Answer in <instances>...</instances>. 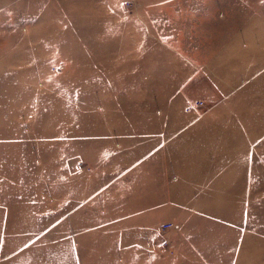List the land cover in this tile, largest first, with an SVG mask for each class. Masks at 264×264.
<instances>
[{
  "label": "crops",
  "instance_id": "obj_1",
  "mask_svg": "<svg viewBox=\"0 0 264 264\" xmlns=\"http://www.w3.org/2000/svg\"><path fill=\"white\" fill-rule=\"evenodd\" d=\"M217 1L138 0L135 10H96V36L88 38L95 61L168 68L145 84L160 100L144 109V121H121L106 102L98 123L82 122L98 133L71 135L63 168L44 173L49 189L64 193V240L75 257L129 264L141 237L170 221L181 235L175 264H234L230 229L208 241L195 227H231L232 218L200 210L220 202L246 211L249 195L264 193V20H234ZM196 101L202 105L189 109Z\"/></svg>",
  "mask_w": 264,
  "mask_h": 264
},
{
  "label": "rangeland",
  "instance_id": "obj_2",
  "mask_svg": "<svg viewBox=\"0 0 264 264\" xmlns=\"http://www.w3.org/2000/svg\"><path fill=\"white\" fill-rule=\"evenodd\" d=\"M138 5V0H0V264L103 263L72 253L71 239L64 240V193L50 190L44 173L63 168L65 140L71 135L98 133L81 129L82 122L98 123L107 112L106 102L125 122L144 121V109L158 106L160 99L147 94L145 84L168 66L95 61L96 42L88 39L96 36V10H135ZM216 5L234 20H264V0H218ZM57 183L63 185V178ZM253 197L246 211L218 208L224 205L220 202L200 210L232 218L231 227H195L208 241L230 229L225 236L232 240L234 264H264V193L249 195ZM56 222L47 232L46 225ZM40 228L44 235L36 234ZM176 236L181 235L162 229L140 236L129 264H175ZM165 238L172 251L160 246ZM119 257L117 264L127 261Z\"/></svg>",
  "mask_w": 264,
  "mask_h": 264
},
{
  "label": "built area",
  "instance_id": "obj_3",
  "mask_svg": "<svg viewBox=\"0 0 264 264\" xmlns=\"http://www.w3.org/2000/svg\"><path fill=\"white\" fill-rule=\"evenodd\" d=\"M202 105V103L200 101H196L194 102L192 105H189V109L190 108H196V107H200ZM79 165H82V163H80ZM173 227V223L170 221H166L163 222L160 226V228L164 231H167L169 229H171ZM160 246H162L164 249H166L167 251H172V244L170 243V241L168 239H164L160 242Z\"/></svg>",
  "mask_w": 264,
  "mask_h": 264
}]
</instances>
